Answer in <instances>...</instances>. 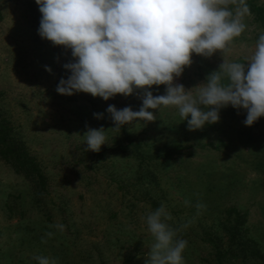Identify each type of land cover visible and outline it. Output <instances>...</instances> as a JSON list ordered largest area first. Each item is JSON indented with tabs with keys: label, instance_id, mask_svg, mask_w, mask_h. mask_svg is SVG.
I'll return each instance as SVG.
<instances>
[{
	"label": "rangeland",
	"instance_id": "374dc122",
	"mask_svg": "<svg viewBox=\"0 0 264 264\" xmlns=\"http://www.w3.org/2000/svg\"><path fill=\"white\" fill-rule=\"evenodd\" d=\"M30 2L0 0V119L47 181L42 189L0 157V264H146L155 242L146 218L161 206L175 239L187 241L182 264H263L264 117L247 127L246 112L229 106L219 122L190 131L177 108L162 106L149 110L154 121L109 131L100 152L88 151L86 125L114 128L108 106L138 111L145 89L108 101L58 94L74 60L38 35ZM243 22L226 53H193L174 83L191 90L223 59L247 64L264 28L250 12ZM146 90L166 94L164 85Z\"/></svg>",
	"mask_w": 264,
	"mask_h": 264
},
{
	"label": "clouds",
	"instance_id": "9594fccd",
	"mask_svg": "<svg viewBox=\"0 0 264 264\" xmlns=\"http://www.w3.org/2000/svg\"><path fill=\"white\" fill-rule=\"evenodd\" d=\"M35 2L41 13L38 35L70 50L74 60L64 65L71 74L60 80L58 94L85 93L108 101L117 95L131 96L134 89H145L138 111L108 106L114 128L106 131L86 125L83 139L88 151L100 152L107 145L109 131L120 133L123 126L133 122L154 121L156 117L149 110L162 106L177 108L190 131L219 122L220 110L229 106L246 112L243 123L247 127L264 117V34L259 36L247 64L223 59L206 83L191 90L174 83L190 66L193 53L207 58L229 50L230 43L246 30L243 18L250 10L245 0ZM229 3L240 6L233 12ZM161 85L166 86L165 95L154 96L146 90ZM94 118L104 116L95 113ZM167 219L170 216L163 206L147 215L155 242L146 264H182L187 241L175 239L176 230L165 223ZM35 259L39 264H56L44 257Z\"/></svg>",
	"mask_w": 264,
	"mask_h": 264
},
{
	"label": "trees",
	"instance_id": "16d2710c",
	"mask_svg": "<svg viewBox=\"0 0 264 264\" xmlns=\"http://www.w3.org/2000/svg\"><path fill=\"white\" fill-rule=\"evenodd\" d=\"M249 12L255 15L256 20L264 28V9L255 5L254 0H245ZM239 7L238 3H231ZM27 9L32 20L40 26L41 13L36 2L27 4ZM12 126L9 120L0 119V157L3 161L11 164L17 172H27L32 174L39 186L43 189L46 185V177L39 168L35 159L29 154L26 147L16 141L13 137ZM264 264V259L259 257Z\"/></svg>",
	"mask_w": 264,
	"mask_h": 264
}]
</instances>
